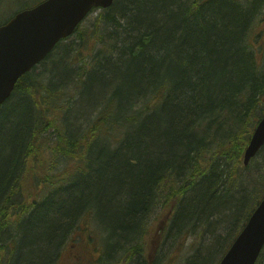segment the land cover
Wrapping results in <instances>:
<instances>
[{
    "label": "trees",
    "instance_id": "obj_1",
    "mask_svg": "<svg viewBox=\"0 0 264 264\" xmlns=\"http://www.w3.org/2000/svg\"><path fill=\"white\" fill-rule=\"evenodd\" d=\"M263 4L113 0L72 35L92 38L90 61L67 37L22 76L0 106V264H62L74 250L77 264H148L156 207L177 236L198 223L209 236L182 264L223 255L264 193L261 175L239 196L227 187L244 184L232 173L264 113Z\"/></svg>",
    "mask_w": 264,
    "mask_h": 264
},
{
    "label": "water",
    "instance_id": "obj_2",
    "mask_svg": "<svg viewBox=\"0 0 264 264\" xmlns=\"http://www.w3.org/2000/svg\"><path fill=\"white\" fill-rule=\"evenodd\" d=\"M113 0H43L17 11L0 25V106L10 97L17 80L41 62L55 45L70 36L94 7ZM264 145V114L258 120L243 154L248 164ZM264 246V195L250 213L217 264H255Z\"/></svg>",
    "mask_w": 264,
    "mask_h": 264
},
{
    "label": "rangeland",
    "instance_id": "obj_3",
    "mask_svg": "<svg viewBox=\"0 0 264 264\" xmlns=\"http://www.w3.org/2000/svg\"><path fill=\"white\" fill-rule=\"evenodd\" d=\"M33 4H35V0H0V24L2 22H5L8 18H10L21 7L23 8L25 6H30ZM100 11H101L100 9H95L85 18V20L82 22L81 25L85 26L91 23L94 20V18L100 13ZM255 21H256V25L254 32L257 39L255 38V40L253 41L254 49L257 51L258 54L261 52V54H263L262 56H264V4ZM72 39L73 37H71L68 40V42ZM89 40L86 42L84 46L85 47L83 49L84 55L87 53L86 49L88 48L87 50L89 51L93 45L92 38ZM72 45L73 47L76 46V45L74 46V44ZM80 47L83 48L82 44L80 45ZM76 50L78 51L77 46H76ZM79 52L81 53V51ZM92 74L93 73H91L89 76H91ZM262 103L264 104V99H262L261 104ZM241 165L243 167H246V170L244 172L245 174H247V178L244 179L245 182L242 185L241 189L248 188L251 185H253L256 176L259 175L264 176V156H262V154L252 157L249 160L248 164L246 165L243 164V158H242ZM260 182L262 185H264V178L261 177L257 181V183ZM236 189L231 190L229 194H234L236 196H239L241 189L239 190V194H238V190ZM254 190L256 194H259L264 191V187L261 188V185H259ZM229 194L227 195L229 196ZM167 213L169 216L171 211H168L167 209L162 210L160 209V207H156L154 212L148 218L149 235L147 237L148 239H150L148 242L149 246L147 247L148 256L146 261L148 264H182L184 257L191 255L194 251V248L198 250L197 248H199L202 245L201 248L204 247L205 249V246H203V244L204 243L205 245L208 244L207 241L209 239V236H207L206 233L202 234L201 232L202 226H200L199 223L197 224L195 230L187 235L186 239H184L182 235L177 236L176 234L177 231L175 229L170 230L169 228L172 217L170 216L168 218ZM217 220L218 218L216 216H212L209 218V223L211 224L212 227L218 224ZM204 224L205 227L208 229L207 223ZM167 225L168 227L166 228ZM156 226H158V228H156ZM218 226L219 229L215 232L216 234H218L217 236H219V234L224 233L223 227L225 225L218 224ZM95 240L97 242V239ZM74 253H76L75 250L73 254L70 252L69 255L70 257L69 258L67 257L65 259V262L62 264H77V261L75 262L72 261V259L75 257L74 255H76ZM80 255L83 256L84 259L87 260V262H89V260L93 257V254L89 252V249H81ZM221 256L219 257V255H217L216 258L210 256L209 258H205L201 264H217ZM256 264H264V248L262 249V252Z\"/></svg>",
    "mask_w": 264,
    "mask_h": 264
},
{
    "label": "bare ground",
    "instance_id": "obj_4",
    "mask_svg": "<svg viewBox=\"0 0 264 264\" xmlns=\"http://www.w3.org/2000/svg\"><path fill=\"white\" fill-rule=\"evenodd\" d=\"M94 11V9L92 8L88 13H91V12H93ZM11 18V17H10ZM5 22H7V20L5 21ZM5 22H2L1 24H3V23H5ZM75 32H76V29L73 31V33H72V35H74L75 34ZM79 38L76 36L74 39H73V43L72 44H74V46L76 45L77 46V49H79L80 51H81V54H82V56L87 60V61H90V52L86 49V51H87V53L84 55L83 54V49L85 48V47H83V48H81L80 47V44H79ZM76 46L75 47H73V51H75L76 50ZM122 46V45H121ZM121 46H119V47H117L116 49H119ZM53 51V49L49 52V53H51ZM72 51V52H73ZM47 57V56H46ZM45 57V58H46ZM44 58V59H45ZM43 59V60H44ZM42 60V61H43ZM107 62V61H106ZM103 64V63H102ZM103 65H105V64H103ZM102 65V66H103ZM32 69V68H31ZM31 69L28 71V72H30L31 71ZM28 72H26V73H28ZM25 73V74H26ZM25 74H23V75H21L20 76V78L22 77V76H24ZM19 78V79H20ZM103 78H105V79H107L108 77L107 76H105V77H103ZM18 79V80H19ZM17 80V81H18ZM16 85V84H15ZM15 88V87H14ZM14 90V89H13ZM13 90H12V92H13ZM83 91H81L82 92V95H83V93H84V91H85V89H82ZM93 90V89H92ZM80 92V93H81ZM94 91H92V93H93ZM12 94V93H11ZM86 94H88V95H91V92H87ZM104 94H106V93H104ZM103 94V95H104ZM76 95H77V97L75 98L76 99V102H77V100H80L81 98H82V95H78L77 93H76ZM11 96V95H10ZM80 97V98H79ZM103 96L100 94V96L98 97L99 98V102L98 101H96V102H98V103H100V99L102 98ZM131 105V104H130ZM134 106H132L131 108H135L136 107V105L135 104H133ZM141 106H144V104L142 103L141 104ZM72 107H73V104H71V106H70V109H69V111L70 110H72ZM133 110V109H132ZM66 111V110H65ZM264 114V113H263ZM262 114V115H263ZM54 115V114H53ZM72 117L74 118V120L73 121H68V124H70L71 126L73 125H78V123L76 124V122H75V119H80V117H82L81 116V112L79 111L78 112V110L76 109V107H75V109L73 110V112H72ZM262 117V116H261ZM260 117V118H261ZM144 117L142 116V117H139V118H137L138 120L136 121V122H138V121H141L142 119H143ZM259 118V119H260ZM258 119V120H259ZM57 120L59 121V123H58V125L61 127V128H63L62 130H65V128H64V126H65V122H63V120L61 119V118H57ZM144 120V119H143ZM142 120V121H143ZM134 122H135V120H134ZM258 122V121H257ZM256 122V123H257ZM45 123H47L46 125L48 126L49 125V127H53L52 126V124L51 123H49L48 122V118L47 119H45V121H44V124ZM167 127L168 126H170V124H167L166 125ZM79 127V126H78ZM81 127V126H80ZM79 127V128H80ZM78 128V129H79ZM50 129H53V128H50ZM48 130V131H46V135L47 136H49V138L52 140V139H54V135L51 133L52 131L51 130ZM147 128H143V134L145 135L146 134V132H147V130H146ZM66 131V130H65ZM146 131V132H145ZM253 131H254V128L252 129V131L250 132V134H249V137H248V140L246 141V146H245V148L247 147V145L249 144V142H250V138H251V136H252V133H253ZM79 133V132H78ZM78 133L77 134H75V135H78ZM106 135V136H105ZM105 135H103L102 137L104 138V139H106L104 142H107L108 141V143H111V144H116V143H118V138H119V136L117 135V134H115L114 136L113 135H109V134H105ZM147 135V134H146ZM78 137V136H77ZM102 137H98V138H93V140H92V138H90L91 140L90 141H95V142H100V141H102L103 140V138ZM50 140V141H51ZM262 147H263V149H262ZM260 149H259V151L262 149V152H264V145L262 146ZM244 151H245V149H244ZM259 151L255 154V156L259 153ZM243 154H244V152H243ZM262 154V153H261ZM262 156H264V153H263V155ZM254 157V156H253ZM261 163V162H260ZM244 164V163H243ZM245 165V164H244ZM246 170V167H244L241 171H237V172H233L232 174H233V177H236L237 179L238 178H240V177H242L243 178V180L245 179V178H247V174H245V171ZM249 178V177H248ZM242 180V181H243ZM254 180V179H253ZM243 183V182H242ZM242 183H238V184H236L235 186H231V187H229V186H227L228 188H230V189H232V188H234L233 190H235L236 188H239V189H236V190H238V193H239V190L241 189V187H242ZM251 191H252V189H251ZM250 194H251V192H249V196H250ZM264 195V194H263ZM262 195V196H263ZM262 198V197H261ZM261 198H260V200H261ZM259 200V201H260ZM258 204V203H257ZM254 208H255V206L252 208L253 210H254ZM252 210V211H253ZM251 211V212H252ZM167 216H168V213H167ZM171 216V213L169 214V216H168V218ZM187 237L186 236H184V239H186ZM117 245V243H115V246ZM195 249V248H194ZM201 250H204V247L203 248H201L200 249V251ZM224 255V254H223ZM222 255V256H223ZM221 256V257H222ZM221 259V258H220Z\"/></svg>",
    "mask_w": 264,
    "mask_h": 264
}]
</instances>
